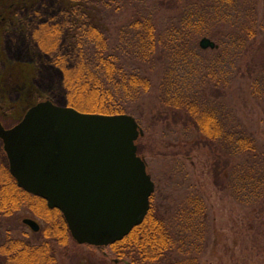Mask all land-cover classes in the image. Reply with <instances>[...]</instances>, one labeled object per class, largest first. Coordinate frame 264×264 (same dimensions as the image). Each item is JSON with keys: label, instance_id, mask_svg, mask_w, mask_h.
Returning <instances> with one entry per match:
<instances>
[{"label": "trees", "instance_id": "16d2710c", "mask_svg": "<svg viewBox=\"0 0 264 264\" xmlns=\"http://www.w3.org/2000/svg\"><path fill=\"white\" fill-rule=\"evenodd\" d=\"M139 1L144 10L131 12L127 22L124 24L123 20L118 27L117 36H113V19L120 13L124 14L125 0H37L30 7L19 9L18 14L25 17L24 31L37 51L46 55L50 64L61 73L62 101H52L92 114H127L131 110L130 102L149 92L152 81L144 72L128 71L126 62L112 42H125L122 47L127 45L129 53L138 59L136 63L153 66L161 36L157 31L156 16L148 7L181 8L177 25L170 31L172 41L169 42H183L187 54L199 56L204 51L196 45L190 48L189 42H195L201 35L212 36L216 39V47L210 51L217 55L214 60H206L209 64L207 73L197 76V72L194 75L187 72L195 79L194 87L198 88L190 94L182 90L184 85L178 83L175 72L165 71L158 90L162 89L161 103L166 107L167 114L162 117L158 116L159 113L157 117L164 119L169 126L181 123L185 130L191 132L192 145L196 149L208 147L219 151L221 156L240 157L237 165L240 173L233 175L232 172L230 177L234 184V197L248 205L264 202V150L257 154V147L260 146L246 126L229 130L225 120L212 107L211 98L202 94L205 87L211 89V95L212 87L218 90V83L210 85L213 79L227 82V77L236 73L235 61L254 51L253 44L260 35L264 43V0L259 21L254 17L241 25L233 24L231 13H228L236 6L237 0H198L185 4L180 0ZM225 21L235 27L224 31L213 24ZM20 49L15 47V52L22 53ZM226 56L230 58L227 64ZM232 59H235L233 64ZM214 63L217 68L215 76ZM251 90L255 97L264 98V68L262 76L254 77ZM2 149L0 217L14 214L25 205L32 209L31 202L35 200L45 207L41 212L33 208V212L46 222H49V217L52 218L53 229L39 228L36 232L46 238L39 243L14 238L5 230L0 241V264H58L53 242L67 245L72 238L64 218L59 210L49 209L44 199L17 186L9 173ZM187 151L179 150L177 154L183 153L187 158ZM222 161L220 167L226 169L227 161ZM218 167L217 164L213 169L217 183L221 174ZM153 194L143 222L122 240L111 244L112 250L119 260L129 259L135 264H199L198 257L207 246V214L203 198L189 191L177 206L167 205L161 209L152 204ZM166 215H169L168 218Z\"/></svg>", "mask_w": 264, "mask_h": 264}, {"label": "rangeland", "instance_id": "374dc122", "mask_svg": "<svg viewBox=\"0 0 264 264\" xmlns=\"http://www.w3.org/2000/svg\"><path fill=\"white\" fill-rule=\"evenodd\" d=\"M35 1L37 0H0V122L5 127L17 123L26 110L37 101L46 98L58 103L62 101L60 71L50 64L46 55L37 51L24 31L25 17L18 14L19 9L30 7ZM138 1L125 0L122 9L124 14L120 13L113 19V36H117L118 27L123 20L124 24L127 22V16H130L131 12L144 10L143 4ZM190 1L198 0H180L183 4ZM148 8L156 16L157 31L161 36L156 50V63L153 66L136 63L138 59L129 53L127 45L122 47L125 42L112 43L121 59L126 62L128 71L144 72L152 81L150 91L140 99L131 101V110L127 112L135 117L143 129V135L136 142L137 153L144 158L147 171L155 183L152 204L161 209L167 205L175 207L187 192L197 193L204 200L207 214V246L198 257L199 264H264V202L243 204L236 200L233 194L234 184L231 183L230 177L232 172L233 175L240 173L237 165L241 158H228L226 154L221 156L219 151L208 147L196 149L192 145L191 132L185 130L181 123L169 126L164 119L157 117L159 113L158 116L162 117L167 114L166 107L161 103L162 89L158 90L165 71H172V74L175 72L178 75V83L184 85L182 90L190 94L198 88L194 87L195 79L187 72L190 71L191 75L197 72V76L207 73V61L211 58L214 60L217 53L199 46L202 35L195 42H189L190 48L196 45L204 51L199 56L187 54L183 42H169L172 41L170 31L177 25V15L180 14L181 8ZM228 13H231L233 24H246L254 17L259 21L262 16V0H237L236 6ZM213 24L224 31L235 27L226 21ZM207 37L216 42L214 37ZM253 45L254 51L244 54L237 61L232 59V64L235 61L236 73L227 77V82H218L212 78L210 85L218 83V90L212 87L211 95V89L205 87L202 94L211 98L212 107L216 108V113L225 120L229 130L246 126L254 134L260 146L257 147V154L260 155V151L264 150V98L255 97L251 85L254 77L262 76L264 68V43L261 42V35ZM15 47L21 48L22 53L17 50L15 52ZM229 59L228 56L225 57L226 64ZM215 68L214 63V76L217 75ZM0 148L2 149L1 141ZM179 150H189L186 152L187 158L183 153L177 154ZM172 152L175 155L171 154ZM223 159L228 164L226 169L220 167ZM217 164L221 172L218 183L213 174ZM31 204L32 209L44 211L45 206L42 203L34 200ZM32 209L25 205L14 214L0 217V241L5 230L14 238H23L32 243L45 240L39 232H33L24 224L22 219L32 218L39 224L40 230H51L52 218L49 217V222H46ZM168 216L166 215V218ZM53 243L58 264H135L129 259L119 260L110 245L97 248L77 244L72 238H69L67 245L55 241Z\"/></svg>", "mask_w": 264, "mask_h": 264}, {"label": "water", "instance_id": "95a60500", "mask_svg": "<svg viewBox=\"0 0 264 264\" xmlns=\"http://www.w3.org/2000/svg\"><path fill=\"white\" fill-rule=\"evenodd\" d=\"M202 49L216 43L207 36ZM143 129L126 114L100 115L37 101L11 127L0 122L8 169L18 187L61 212L78 244L105 247L140 225L154 182L137 154ZM22 222L33 231L32 218ZM81 264H87L83 262Z\"/></svg>", "mask_w": 264, "mask_h": 264}, {"label": "flooded vegetation", "instance_id": "af4514ba", "mask_svg": "<svg viewBox=\"0 0 264 264\" xmlns=\"http://www.w3.org/2000/svg\"><path fill=\"white\" fill-rule=\"evenodd\" d=\"M154 191H155V189H154ZM153 193H154V192H153ZM153 193H152V194H153ZM98 248H101V247H98ZM87 264H88V263H87Z\"/></svg>", "mask_w": 264, "mask_h": 264}]
</instances>
